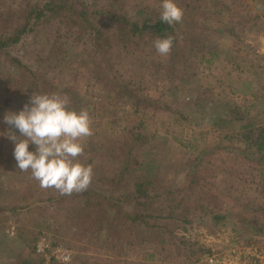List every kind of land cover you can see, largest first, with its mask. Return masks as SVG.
I'll use <instances>...</instances> for the list:
<instances>
[{"label":"rangeland","instance_id":"1","mask_svg":"<svg viewBox=\"0 0 264 264\" xmlns=\"http://www.w3.org/2000/svg\"><path fill=\"white\" fill-rule=\"evenodd\" d=\"M47 1L0 0V34L12 14ZM81 1L131 19L161 6V0ZM177 2L185 11L200 0ZM230 3L234 15L213 19L219 31L209 34L216 44L212 62L200 60L207 45L198 31L181 39L176 52L183 45L185 51L175 59L173 51L158 54L154 41H125L105 15L95 17L105 28L103 46L71 21L56 19L43 20L38 33L10 48L25 67L0 52V121L36 91L66 96L70 108H86L91 116L93 134L81 139L78 157L92 168L88 187L123 199L144 173L152 182L136 206L152 215L150 225L115 216L96 197L50 200L64 195L20 171L13 142L0 135V264H61L65 252L69 264H264V232L247 230L241 220L264 227V166L245 158L243 137L264 121V3ZM202 13L201 7L191 17ZM215 114L226 123L215 124ZM7 130L0 122V132ZM203 150L214 152L192 168ZM132 151L139 163L124 170ZM220 212L228 214L225 221L213 218ZM170 213L175 217L163 218ZM181 236L191 248L178 247Z\"/></svg>","mask_w":264,"mask_h":264},{"label":"trees","instance_id":"2","mask_svg":"<svg viewBox=\"0 0 264 264\" xmlns=\"http://www.w3.org/2000/svg\"><path fill=\"white\" fill-rule=\"evenodd\" d=\"M226 1L228 0H200L199 3L189 4L187 5V7H185L182 21L171 26L161 21V6L158 5L155 6V8L152 7L150 10H148L149 12H146L147 14L141 12V15L135 16L133 19H131L126 13L117 10H102L100 8L90 9L87 7V4L84 1H81V3H79L76 2V0H51L47 1L44 4L32 5V7L30 5H27L23 8L21 13L16 14L17 16H15V14H12L14 15V18L10 19L11 22L8 24V26L6 24L5 30H3L4 32L0 34V52L3 51L7 56L12 57V55H10L11 47L19 44L22 40H25L24 38L28 35L38 33L37 31L40 28L43 20L48 21L56 19L71 21L72 24L76 27V30L82 33H87L88 36H91L96 46L102 45L101 42L104 39V35L102 34V32L103 30L105 31V28H101L95 24V21L97 20L95 17L105 15L107 16V18H109L110 21H113L115 23V25L119 29L118 34L125 41L130 39L131 37H134L136 39V42L147 40V43L149 44L152 41H155L157 38L167 36L173 37V46L171 52H175L173 55L175 59H177L185 51V45H183L184 49H182L180 52H176V49L180 45H182L180 44L181 39L185 41L187 39L186 34L190 33L195 36L198 31L202 34L199 36V38H201L200 41L203 43V46L207 45L201 53L200 60L212 62L213 59L217 57L216 52H214L216 44L213 45V41L209 40V34L211 33V31H219L218 26L213 23L214 16H224L225 14H229L228 16L230 17L235 13V7H233L235 4H226ZM260 1L264 3V0ZM201 7L203 9L201 18L195 19V17H191L192 14L194 15L195 13H198ZM229 32L235 33V28L232 25L229 28ZM234 54L235 53L232 49L229 50V58L234 56ZM12 58L20 67L26 66V64H23L21 60L17 59V57ZM198 99L199 100L197 101H200L201 98L199 97ZM195 102L196 100H194V102L190 104H193ZM184 103L186 104L188 102ZM197 105H199L198 102ZM218 116V114H215V124L225 122L224 119H217ZM223 118H225V116ZM220 126L224 125L221 124ZM249 127L250 129H247V132L245 131L246 133L243 132L244 140L248 144V146L244 150L245 154L247 155L245 156V158L250 163H254L257 165L261 164V166H264V121H261V123H258L257 125H250ZM181 142L185 144L183 141ZM218 148L220 149V147H218L217 145L215 149ZM212 152H214V150H203L201 153L202 156L198 160L197 158H195L191 167L194 168L195 166H197L199 164L198 162L204 161L205 155L211 154ZM132 153L133 151L129 153L131 154L130 158H127L124 161V170L129 168L130 164L139 163V161L137 160L134 163V159L131 158V156H133ZM108 160H110V158ZM112 164L113 163H111L110 165ZM144 174L145 177L140 178L139 181L135 183L134 189L132 191L130 190L129 193L125 195V198L123 197V199L121 197H117L116 195L105 194L101 190H96L94 187H88L86 190L81 192H73L72 194H70V197L75 198V200H77L78 202H83L84 200L89 201L92 197H96L99 204H105L111 209H116L117 212L115 213V216L120 218L125 216L127 218H131L133 216V222L137 221L139 223L143 221L149 224L148 219L152 217V215L146 213V211H139L138 209H136V206H138L137 202H140L142 198L149 196V187L152 183L147 177L148 174ZM66 196L68 195H64L61 199H55L52 197L50 198V200H64ZM126 202H131V205H133V207L137 211H134L133 209H131L130 211L127 210L128 204ZM170 217L172 219L175 216L173 215V213H170L163 218L170 219ZM227 217L228 214L226 212L213 214V218L216 220L225 221ZM241 220L242 223H245L247 230L253 228V231L264 232V227H258V225L254 224L252 220L243 218H241ZM163 226L164 225H159L160 228ZM249 233L251 234L252 231L246 234L249 235ZM178 238H180L178 243V247L180 249L185 248L186 250V248H191L188 247V243L185 244L186 242L191 243V240L185 238V236H181ZM250 238H252V235H250ZM164 240L165 239H163V241ZM194 244H196V242H193V245Z\"/></svg>","mask_w":264,"mask_h":264},{"label":"clouds","instance_id":"3","mask_svg":"<svg viewBox=\"0 0 264 264\" xmlns=\"http://www.w3.org/2000/svg\"><path fill=\"white\" fill-rule=\"evenodd\" d=\"M183 16L177 0H161L162 22L171 26L181 22ZM172 46L171 36L154 41L161 56H167ZM69 103L66 96L36 91L20 111H9L0 121L8 126L0 135L13 142L17 168L30 170L41 187H53L62 195L86 190L93 175L91 166L78 160L84 152L81 139L93 134L90 112L86 108L72 109ZM30 145H35V150H30ZM59 259L61 264H69L71 255L65 252Z\"/></svg>","mask_w":264,"mask_h":264}]
</instances>
